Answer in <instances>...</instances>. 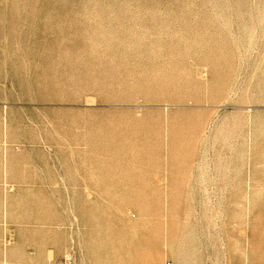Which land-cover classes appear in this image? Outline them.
Returning a JSON list of instances; mask_svg holds the SVG:
<instances>
[{
    "label": "rangeland",
    "instance_id": "374dc122",
    "mask_svg": "<svg viewBox=\"0 0 264 264\" xmlns=\"http://www.w3.org/2000/svg\"><path fill=\"white\" fill-rule=\"evenodd\" d=\"M68 252L264 264V0H0V264Z\"/></svg>",
    "mask_w": 264,
    "mask_h": 264
},
{
    "label": "built area",
    "instance_id": "2783aa9c",
    "mask_svg": "<svg viewBox=\"0 0 264 264\" xmlns=\"http://www.w3.org/2000/svg\"><path fill=\"white\" fill-rule=\"evenodd\" d=\"M11 190V189H10ZM3 241H4V244L5 245H9L13 240L12 238L10 237V235L8 234H4V237H3ZM61 264H74V261H73V254L71 252H68L64 258H63V261Z\"/></svg>",
    "mask_w": 264,
    "mask_h": 264
}]
</instances>
